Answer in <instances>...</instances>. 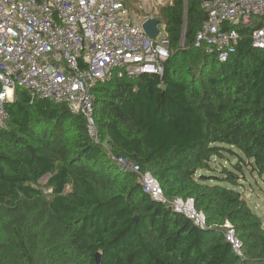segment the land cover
Returning a JSON list of instances; mask_svg holds the SVG:
<instances>
[{
    "label": "trees",
    "instance_id": "obj_1",
    "mask_svg": "<svg viewBox=\"0 0 264 264\" xmlns=\"http://www.w3.org/2000/svg\"><path fill=\"white\" fill-rule=\"evenodd\" d=\"M203 1L163 8L172 53L162 74L94 88L98 141L82 114L16 88L0 127V264H98L97 253L100 264H264V220L223 185H237L244 165L264 174V48L252 45L255 24L237 26L225 62L195 47ZM225 152L232 168L212 166ZM111 155L152 172L169 199L192 197L208 226L144 192Z\"/></svg>",
    "mask_w": 264,
    "mask_h": 264
},
{
    "label": "built area",
    "instance_id": "obj_2",
    "mask_svg": "<svg viewBox=\"0 0 264 264\" xmlns=\"http://www.w3.org/2000/svg\"><path fill=\"white\" fill-rule=\"evenodd\" d=\"M203 7L207 18L195 47L225 62L241 39L237 26L255 24L252 45L264 48V0H204ZM149 17L155 16L140 15L126 0H0V127H7L6 105L21 87L85 116L89 135L98 141L94 88L115 74H162L171 56L164 23L155 38L144 30ZM111 157L123 172L138 174L144 192L172 205L197 226H208L192 197L169 199L152 172L142 171L128 158ZM223 227L226 239L242 254L234 225L227 220Z\"/></svg>",
    "mask_w": 264,
    "mask_h": 264
},
{
    "label": "rangeland",
    "instance_id": "obj_3",
    "mask_svg": "<svg viewBox=\"0 0 264 264\" xmlns=\"http://www.w3.org/2000/svg\"><path fill=\"white\" fill-rule=\"evenodd\" d=\"M126 2L133 11L139 13L140 15L145 16L152 14L163 20L162 10L166 5L172 3L173 0H126ZM224 155V158L215 157V164L212 166L220 168V164L223 163L226 167L231 169V162L235 160V156L226 152ZM243 169V177L237 185H231L229 183H223V185L233 187L241 191L243 197L248 201L255 212H257L264 220V174L261 176L257 173L253 174L251 168L246 167L245 165L243 166ZM225 229L226 228H224V232ZM235 236L237 237L236 234Z\"/></svg>",
    "mask_w": 264,
    "mask_h": 264
},
{
    "label": "water",
    "instance_id": "obj_4",
    "mask_svg": "<svg viewBox=\"0 0 264 264\" xmlns=\"http://www.w3.org/2000/svg\"><path fill=\"white\" fill-rule=\"evenodd\" d=\"M162 24L161 19L158 17H149L143 24V28L146 31V33L152 37L155 38L159 34V28L158 25ZM165 27V25H164ZM96 260L97 263L100 264L101 262V254H96Z\"/></svg>",
    "mask_w": 264,
    "mask_h": 264
}]
</instances>
